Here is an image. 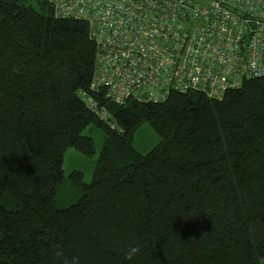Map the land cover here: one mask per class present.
<instances>
[{"label":"trees","instance_id":"16d2710c","mask_svg":"<svg viewBox=\"0 0 264 264\" xmlns=\"http://www.w3.org/2000/svg\"><path fill=\"white\" fill-rule=\"evenodd\" d=\"M25 1L0 0V264H264V77L221 100L95 94L119 132L80 97L88 23ZM145 123L160 141L143 155ZM92 124L105 132L93 179L72 174L80 197L59 208L65 152L95 153Z\"/></svg>","mask_w":264,"mask_h":264},{"label":"built area","instance_id":"2783aa9c","mask_svg":"<svg viewBox=\"0 0 264 264\" xmlns=\"http://www.w3.org/2000/svg\"><path fill=\"white\" fill-rule=\"evenodd\" d=\"M48 1L56 17L88 23L96 67L80 97L113 130L95 94L119 105L188 91L221 100L264 77V0Z\"/></svg>","mask_w":264,"mask_h":264},{"label":"rangeland","instance_id":"374dc122","mask_svg":"<svg viewBox=\"0 0 264 264\" xmlns=\"http://www.w3.org/2000/svg\"><path fill=\"white\" fill-rule=\"evenodd\" d=\"M39 1L26 0L25 3L39 7ZM84 135L91 137L95 143V153L93 155L84 154L75 148H69L64 155V175L65 181L58 189V207L67 208L74 204L80 197L79 187L72 181L71 175L75 172L83 174V180L90 183L96 169L98 158L105 141V132L102 128L92 124L84 131ZM160 141V136L150 126L143 124L135 133L133 145L136 150L145 155L152 150Z\"/></svg>","mask_w":264,"mask_h":264},{"label":"clouds","instance_id":"9594fccd","mask_svg":"<svg viewBox=\"0 0 264 264\" xmlns=\"http://www.w3.org/2000/svg\"><path fill=\"white\" fill-rule=\"evenodd\" d=\"M139 250L137 248H132L129 255H134L136 252H138Z\"/></svg>","mask_w":264,"mask_h":264}]
</instances>
